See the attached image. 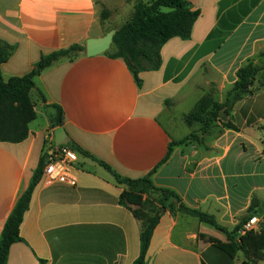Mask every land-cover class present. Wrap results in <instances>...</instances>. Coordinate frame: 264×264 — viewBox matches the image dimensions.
I'll return each mask as SVG.
<instances>
[{"label": "crops", "instance_id": "obj_1", "mask_svg": "<svg viewBox=\"0 0 264 264\" xmlns=\"http://www.w3.org/2000/svg\"><path fill=\"white\" fill-rule=\"evenodd\" d=\"M138 0H0V42L9 50L2 79L22 77L43 56L116 30ZM200 12L189 40L161 50L159 70L137 86L114 45L104 54L64 58L34 78L36 120L20 143L0 142V235L40 162L63 127L78 154L75 184L40 179L20 226L21 242L7 264H132L140 253V222L119 204L124 179L150 176L189 208L213 215L232 230L254 199L264 217V74L232 116L204 131L185 118L202 98L223 103L248 61L264 65V0H186ZM110 13L102 20V11ZM57 108L62 126H54ZM232 122L238 131L226 128ZM174 146L165 160L172 142ZM56 146V145H55ZM69 146V145H68ZM165 160V161H164ZM224 232L197 218L165 211L154 231L147 264H242L208 240ZM260 264H264L261 262Z\"/></svg>", "mask_w": 264, "mask_h": 264}, {"label": "trees", "instance_id": "obj_2", "mask_svg": "<svg viewBox=\"0 0 264 264\" xmlns=\"http://www.w3.org/2000/svg\"><path fill=\"white\" fill-rule=\"evenodd\" d=\"M109 16L108 11H102L103 21L109 19ZM199 16L200 12L193 10L186 0H138L130 19L116 29L113 41L116 51L110 56L114 59H122L126 63L135 83L140 87L142 72L160 69L161 50L164 45L173 38L189 40ZM84 52V46L74 45L43 56L32 72L22 77L11 78L7 83L2 79L0 68V142L20 143L28 138L29 126L37 117L35 105L30 98V92L34 88V78L57 61L64 58L73 60ZM9 55L8 48L0 42V67L7 61ZM260 74H264V65L257 64L254 60L248 61L238 70V80L227 93L225 101L219 103L211 94L205 96L195 110L185 118L186 123L189 126L200 124L206 131L214 123L224 118H231L235 104L245 95L252 93L250 88L255 85ZM57 111L53 119L55 127L62 126L63 123L61 108H57ZM224 126L238 131L237 126L232 122H226ZM185 142L186 140L172 142L165 160L171 155L174 146ZM69 147L76 153L87 155L73 143L69 144ZM47 158L48 156L40 162L27 189L4 224L0 235V264L8 263L12 245L22 241L20 226L29 208L34 189L42 177ZM101 165L114 175L119 184L127 186L120 196L119 204L128 209L140 222V253L132 264H147V253L154 231L162 217V210L195 217L200 222L224 232L227 236L226 243L212 238L208 241L225 254L229 262L241 252L244 256L242 264L264 263V217L257 231L240 233L244 225L257 217L261 206L259 200L254 199L246 215L232 230H229L220 225L213 215L187 207L175 192L155 187L150 176L136 180L124 179L113 172L108 165L104 163ZM151 191L158 193L160 197L152 201L145 199Z\"/></svg>", "mask_w": 264, "mask_h": 264}, {"label": "built area", "instance_id": "obj_3", "mask_svg": "<svg viewBox=\"0 0 264 264\" xmlns=\"http://www.w3.org/2000/svg\"><path fill=\"white\" fill-rule=\"evenodd\" d=\"M78 164V154L69 146H52V152L47 158L46 166L41 179L45 184L64 182L71 185L75 180L71 176V170ZM260 221L258 218L251 219L240 231L244 234L247 231H257Z\"/></svg>", "mask_w": 264, "mask_h": 264}, {"label": "water", "instance_id": "obj_4", "mask_svg": "<svg viewBox=\"0 0 264 264\" xmlns=\"http://www.w3.org/2000/svg\"><path fill=\"white\" fill-rule=\"evenodd\" d=\"M117 30H112L108 32L105 36L101 38H93L87 41L85 51L88 57H95L106 53L110 50L113 45L114 36ZM54 142L56 146H68L71 144L63 127H59L54 133ZM164 213V210H162Z\"/></svg>", "mask_w": 264, "mask_h": 264}, {"label": "rangeland", "instance_id": "obj_5", "mask_svg": "<svg viewBox=\"0 0 264 264\" xmlns=\"http://www.w3.org/2000/svg\"><path fill=\"white\" fill-rule=\"evenodd\" d=\"M129 19L130 18H128L127 20L124 19L123 22H122V24H124L125 22H127ZM200 128H201V125H200ZM159 197H160V195L158 193L151 191L149 195L145 196V199H148V200H151L152 201V200H157V198H159Z\"/></svg>", "mask_w": 264, "mask_h": 264}]
</instances>
